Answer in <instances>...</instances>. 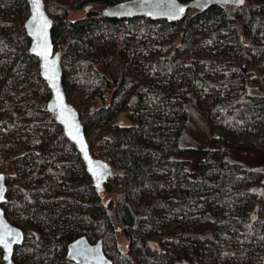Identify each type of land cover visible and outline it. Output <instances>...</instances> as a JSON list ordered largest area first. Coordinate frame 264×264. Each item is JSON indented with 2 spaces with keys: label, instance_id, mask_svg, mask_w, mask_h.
<instances>
[{
  "label": "trees",
  "instance_id": "16d2710c",
  "mask_svg": "<svg viewBox=\"0 0 264 264\" xmlns=\"http://www.w3.org/2000/svg\"><path fill=\"white\" fill-rule=\"evenodd\" d=\"M44 1L67 98L92 154L113 173L98 191L47 110L51 93L24 26L27 0H0V172L9 160L14 169L3 208L25 231L15 251L24 264H75L67 245L82 235L102 238L115 264H264V169L227 159L239 146L264 144V0L190 9L178 20L93 9L123 0ZM82 8L83 17L68 19ZM106 39L110 46L98 44ZM114 60L116 86L99 69ZM192 97L223 144L204 151L201 178L180 156ZM93 98L102 104L90 105ZM119 113L129 125L113 121ZM105 191L114 203L103 201ZM255 202L260 218L251 222Z\"/></svg>",
  "mask_w": 264,
  "mask_h": 264
},
{
  "label": "water",
  "instance_id": "95a60500",
  "mask_svg": "<svg viewBox=\"0 0 264 264\" xmlns=\"http://www.w3.org/2000/svg\"><path fill=\"white\" fill-rule=\"evenodd\" d=\"M27 2L29 15L24 26L31 39L30 53L39 60L40 73L51 93L47 110L55 115L57 123L74 143L95 188L103 191L112 176L113 168L109 162L92 154L81 115L67 98L63 85L62 52L56 51L52 37L54 20L47 12L44 0H39L38 12L32 0ZM245 2L246 0L242 3L239 0H123L105 6L102 12L106 17L116 19L146 17L153 20H178L190 9L205 11L214 6H242ZM8 190L7 174L0 172V239L6 242L0 243V248L3 250L4 264H16V248L24 244L26 236L21 227L8 219L3 208V204L8 201ZM259 218L260 205L257 204L250 214V219L251 222H256ZM152 243L161 249L159 241L152 240ZM66 257L75 264H115L104 250L103 239L93 243L86 235L68 243Z\"/></svg>",
  "mask_w": 264,
  "mask_h": 264
},
{
  "label": "rangeland",
  "instance_id": "374dc122",
  "mask_svg": "<svg viewBox=\"0 0 264 264\" xmlns=\"http://www.w3.org/2000/svg\"><path fill=\"white\" fill-rule=\"evenodd\" d=\"M105 8V5H96L93 6V9L102 12ZM86 9L82 8L79 10H74L69 13L68 19L75 20L77 18H81L85 15ZM87 12V11H86ZM24 15H29L28 12L24 13ZM13 28V27H10ZM112 39L99 40L98 44H103L106 47L111 45ZM99 69L106 73L112 80L113 86H116L120 83L122 68L119 60L112 61L108 66L100 65ZM5 85V82H2V86ZM111 92V91H110ZM107 101L110 99V94H107ZM97 104L100 106L102 104L101 99L93 98L90 100V105ZM188 122L185 127V130L181 137V147L183 148V152L180 155L183 157V160L186 161V165L189 171L192 172L195 178H201L203 176V168L201 163L204 158V151L207 149H221L223 148V144L216 140L214 137V129L209 120V116L207 112L201 109L195 98L192 97L189 99L188 104ZM124 121V125H129V120L126 118L125 114L119 113L115 117L113 121ZM105 133V132H104ZM262 149L253 148V146H239L235 150L229 151L227 154V159L231 162H238L247 168H252L255 170H263L264 169V144ZM11 160H9L6 170L3 171L7 174V176L14 175V169L11 164ZM14 180L13 177L9 180ZM9 186V184H8ZM102 199L105 203H114L116 201V196L112 192H102ZM256 202L253 204V208ZM252 208V210H253ZM65 210V209H62ZM76 238V236H75ZM74 238V239H75ZM116 240L119 244H126L127 239L123 235L122 232L116 233ZM93 243L97 242V240L91 241ZM23 257H21L20 253L15 252V262L16 264H24ZM4 264V260L3 263Z\"/></svg>",
  "mask_w": 264,
  "mask_h": 264
},
{
  "label": "snow or ice",
  "instance_id": "6c2138e0",
  "mask_svg": "<svg viewBox=\"0 0 264 264\" xmlns=\"http://www.w3.org/2000/svg\"><path fill=\"white\" fill-rule=\"evenodd\" d=\"M239 2H243V0H239ZM32 3L34 5L35 10L38 12L39 11V0H32ZM33 20H35V16L33 17ZM97 175H99V173H97ZM0 243H6L3 239H0Z\"/></svg>",
  "mask_w": 264,
  "mask_h": 264
},
{
  "label": "flooded vegetation",
  "instance_id": "af4514ba",
  "mask_svg": "<svg viewBox=\"0 0 264 264\" xmlns=\"http://www.w3.org/2000/svg\"><path fill=\"white\" fill-rule=\"evenodd\" d=\"M151 244V243H150ZM152 245H154L153 243H152Z\"/></svg>",
  "mask_w": 264,
  "mask_h": 264
}]
</instances>
